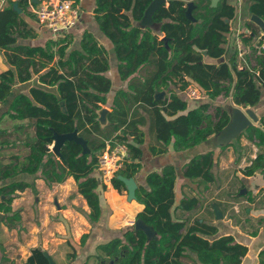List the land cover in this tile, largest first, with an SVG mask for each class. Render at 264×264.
<instances>
[{
    "label": "trees",
    "instance_id": "obj_1",
    "mask_svg": "<svg viewBox=\"0 0 264 264\" xmlns=\"http://www.w3.org/2000/svg\"><path fill=\"white\" fill-rule=\"evenodd\" d=\"M151 1L95 2V17L113 42L120 77L128 80L127 89L116 93L105 126L98 121L97 110L107 104V94L112 89V80L106 75L110 59L108 50L95 35L84 31L79 48H72L73 35L67 32L43 45L19 43L20 38L35 37L32 21L36 17L26 10L33 0H20L21 12L14 9L13 3L0 10V51L10 66L0 73V105H6L0 110V155L4 147L29 148L25 159L14 155L18 162L8 163L4 169L0 163V179L7 180L0 184V212L4 214L0 220L10 228L21 219L19 209L12 207L13 200L19 191L33 185L27 175L33 176L32 180L42 178L52 186L67 179L68 169L90 207L89 219L98 222L102 217L98 187L103 184L98 160L108 142L123 143L128 149L124 166L112 178V185L122 191L126 189L122 178L134 177L141 169L140 145L145 142L142 127L147 125V116L150 134L155 139L151 152L162 154L168 152L171 143L175 149L190 148L226 127L231 119L227 109L216 105L215 115L209 113L219 95H231L236 104L244 107H254L260 101L264 87V46L259 51L252 46L253 35L240 34L243 43L258 52L257 67L239 68L237 47L229 62L215 64L204 60L205 54L212 58L226 54L229 21L236 13L233 0H219L216 5H212V0H198L193 9L194 21L186 15V1L168 0V5L161 6L153 15L161 23L160 33L137 25ZM252 1L250 12L264 20V0ZM246 27L261 34L253 21L246 22ZM164 37L168 38L170 49ZM257 44L264 45V34ZM144 69H148L147 75L141 74ZM36 75L43 86L34 84L27 92L14 93L16 82H28ZM179 82L181 90L189 84L197 85L208 101L190 109L188 102L170 87ZM160 90H170L171 94L156 99ZM5 119L14 124L3 128L1 123ZM17 132L21 134L14 140L7 136ZM72 133L82 142L66 139L59 155L48 150L55 134ZM245 133L251 139L258 138L262 147L253 163L243 170L252 175L264 168V116L259 126L251 125ZM212 165V152L198 154L186 164L184 174L192 179L201 176L209 182L214 179ZM96 170L100 178L94 175ZM175 183L176 168L172 164L160 172L148 173L147 186L136 188V200L144 205L136 219L152 227L154 236L134 224L122 236L98 245L103 253L96 255L101 264H182L181 258L187 256V251L195 254L200 264H242L247 245L232 235L210 240L202 234H215V227L188 226L185 220L173 216ZM197 202L184 198L177 208L189 210ZM88 237L89 234L82 236V246ZM259 256L258 264H264V248ZM27 264H50V260L36 247Z\"/></svg>",
    "mask_w": 264,
    "mask_h": 264
},
{
    "label": "crops",
    "instance_id": "obj_2",
    "mask_svg": "<svg viewBox=\"0 0 264 264\" xmlns=\"http://www.w3.org/2000/svg\"><path fill=\"white\" fill-rule=\"evenodd\" d=\"M20 0H0V10L18 3ZM81 11V18L76 27L67 33L73 35L72 48H79L84 31H89L95 35L100 44L108 50L110 68L106 75L117 82L116 86L107 94L108 102L103 107L111 111V105L116 93L121 89H127L128 80H123L118 71V61L114 53V45L111 39L101 30L95 17L96 0H73ZM186 3L194 1L195 7L198 0H184ZM236 13L230 23V33L226 44V54L220 58H212L205 54L204 60L209 63L220 64L229 62L237 47V35L248 32L254 36L252 46L257 45L264 34H256L246 27V22L251 21L250 6L252 0H235ZM39 0H33L38 3ZM219 0L217 1V3ZM32 3V2H30ZM216 3V4H217ZM215 4V5H216ZM30 5L26 10L31 12ZM168 5V3H166ZM19 6V5H18ZM20 7L21 12L23 10ZM194 7V8H195ZM34 25L35 37L19 39V43L30 45H43L48 39H56L49 29L43 27L36 19L32 21ZM257 54L252 47L241 57L238 54L239 68L257 67ZM10 66L5 59L4 52L0 51V73L9 69ZM148 69L141 71L142 75L148 74ZM117 78V79H116ZM117 80V81H116ZM41 85L38 75L28 82H16L14 93L19 91L27 92L31 85ZM20 85L26 86L20 89ZM43 86V85H41ZM171 88L178 92L179 96L188 102L189 108H195L201 103L207 102L206 95L199 100H189L180 89V82L171 84ZM170 90H160L156 93V99L169 97ZM11 99L9 100L10 103ZM219 105L227 109L230 113L238 105L233 101L231 95L221 94L213 100L212 105ZM211 105V107H212ZM6 105H0V110ZM210 107V108H211ZM216 108V107H215ZM252 108L259 117L258 122L253 125H260V119L264 116V87L260 101ZM210 113V112H209ZM211 114V113H210ZM148 124L143 126L145 132V142L140 145L143 155L140 160L141 169L133 177L136 184L147 186L146 177L151 171H162L167 165H174L176 168L175 183V205L173 216L185 220L188 226H199L207 224L217 229L215 234L205 235L213 240L224 235H232L235 240L247 245L248 252L242 264H258L260 262V251L264 248V168H259L256 173L246 175L243 170L250 166L262 151L258 138H249L244 131L234 136L231 141L223 143L220 134H213L208 139L198 145L186 149H175L173 143L169 145V150L162 154H153L151 145L155 143L149 131ZM14 124L9 119H5L1 126L11 127ZM34 135L33 129H30ZM21 133H11L7 135L14 140L16 135ZM5 136H2L4 139ZM56 139L49 146L48 150L53 154ZM0 155V163L4 167L14 161V155L20 160L25 159L29 148L24 145L8 149L4 147ZM207 152L213 153V165L211 168L214 179L205 182L202 177L192 179L184 174L186 164L192 157ZM264 153V146H263ZM67 179L61 183L48 186L42 178L30 177L33 185L24 191H19L18 196L13 200L14 210L19 209L21 219L17 226L10 228L0 220V263L6 264H27L28 258L32 254L33 248H40L46 255H49L56 264H101L97 254H103L98 245L110 241L116 236H122L123 232L134 226L137 221L136 216L144 209V205L136 198L130 199L129 190L119 191L112 183L103 181L98 187L100 203L102 207V217L100 221L93 222L89 219L90 207L86 199L79 193L76 181L66 169ZM94 175L100 178L99 171H94ZM1 176V175H0ZM23 178V175L21 176ZM7 180H1L0 184ZM184 198L197 199L193 208L184 210L179 207ZM177 208V209H176ZM176 209V210H175ZM4 214L0 212V219ZM84 234H89L86 243L82 246L81 238ZM74 254L73 256L70 255ZM187 256L181 258L182 264H200L195 254L187 251ZM5 258V259H4Z\"/></svg>",
    "mask_w": 264,
    "mask_h": 264
},
{
    "label": "built area",
    "instance_id": "obj_3",
    "mask_svg": "<svg viewBox=\"0 0 264 264\" xmlns=\"http://www.w3.org/2000/svg\"><path fill=\"white\" fill-rule=\"evenodd\" d=\"M30 4L31 12L37 21L49 29L55 37L76 27L81 18V11L73 0H41L36 4ZM236 41L238 54L242 57L249 51V46L243 43L240 34L237 35ZM262 46L264 45L257 44L255 48L259 51ZM182 91L189 100H199L205 96L201 88L195 84H189ZM128 156L125 144L107 143L98 160L99 171L105 183H112V178L124 166Z\"/></svg>",
    "mask_w": 264,
    "mask_h": 264
},
{
    "label": "water",
    "instance_id": "obj_4",
    "mask_svg": "<svg viewBox=\"0 0 264 264\" xmlns=\"http://www.w3.org/2000/svg\"><path fill=\"white\" fill-rule=\"evenodd\" d=\"M37 1L38 0H36V2ZM217 1L218 0H212V5H215ZM166 3H168V0H152L150 4L148 5L144 13V16L137 23V25L143 29L146 27H151L156 32L160 33L161 23L156 22L154 20L153 15L157 10L161 8V6L166 5ZM232 3L235 4L236 1L233 0ZM187 4H188V8L186 10V15L189 19L194 21L195 18L193 16V9L195 7V3L194 1H190ZM14 9H16L17 11H20V7L18 6V3H14ZM250 20L256 23L264 33V20L259 15L252 14ZM163 39L165 40L166 47L170 49L169 44H168V38L164 37ZM97 112L99 114L98 121L102 124V126H105L108 123L109 109L106 107H102L98 109ZM258 121H259V117L252 108L248 107L244 109L238 106L233 107L231 111V119L229 123L219 133L222 138L221 141L223 143H227L231 141L234 136L240 134L246 128L253 125V122H258ZM54 138L56 139V145L54 147V152L57 155H59L60 149L66 139H75L79 142H82V139L76 133L63 134V135L55 134ZM122 179L124 180V182L126 183V186L128 187L130 199L136 198L135 192H136V188L138 185L134 181V178L133 177L131 178L123 177ZM135 227L137 229L145 230L149 236H154L155 234L152 227H150L149 225H146L142 220L135 221ZM47 257L50 260V264H56L49 255H47Z\"/></svg>",
    "mask_w": 264,
    "mask_h": 264
},
{
    "label": "rangeland",
    "instance_id": "obj_5",
    "mask_svg": "<svg viewBox=\"0 0 264 264\" xmlns=\"http://www.w3.org/2000/svg\"><path fill=\"white\" fill-rule=\"evenodd\" d=\"M117 79V78H116ZM117 81V80H116ZM116 84H117V82H115L114 80H113V85H112V87L114 88L115 86H116ZM20 86H22V87H20V89H24L26 86H24V85H20ZM216 106L213 104L212 105V107L209 109V112L211 113V115L212 116H214L215 115V111H216V108H215ZM245 109V108H244ZM147 124H148V122H147ZM149 124H150V122H149Z\"/></svg>",
    "mask_w": 264,
    "mask_h": 264
}]
</instances>
